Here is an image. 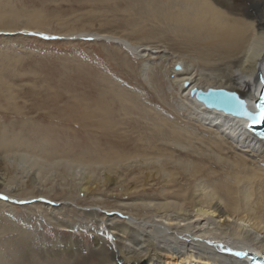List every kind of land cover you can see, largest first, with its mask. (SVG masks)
I'll list each match as a JSON object with an SVG mask.
<instances>
[{
	"label": "bare ground",
	"instance_id": "1",
	"mask_svg": "<svg viewBox=\"0 0 264 264\" xmlns=\"http://www.w3.org/2000/svg\"><path fill=\"white\" fill-rule=\"evenodd\" d=\"M123 3L117 27L127 33L139 79L163 103L106 81L105 97L143 122L132 150L69 154L39 130L31 140L25 120L19 128L4 121L7 111L25 114L0 64V264H248L249 249L264 253V142L246 121L205 109L189 91L224 88L254 107L264 0ZM48 23L0 0V33L98 36ZM158 36V47L142 43ZM34 222L62 236L40 240Z\"/></svg>",
	"mask_w": 264,
	"mask_h": 264
},
{
	"label": "rangeland",
	"instance_id": "2",
	"mask_svg": "<svg viewBox=\"0 0 264 264\" xmlns=\"http://www.w3.org/2000/svg\"><path fill=\"white\" fill-rule=\"evenodd\" d=\"M5 1L20 14H42L50 27L85 26L87 32L98 36L47 37L21 29L14 33H0V64L6 65L2 80L12 86L17 95L16 102L25 114L21 117L7 111L10 113L4 121H16L19 128L20 120H25V132L31 140L35 136L33 131H42L51 139L52 147L64 149L69 154L95 149L109 152L115 149L114 145L132 150L144 129L143 122L134 116L123 115L119 105L105 97L106 81L128 92L135 90L151 105H155V101L160 105L163 103L139 79L137 60L123 41L127 40L124 39L127 33L117 27L125 17L123 0ZM108 36L121 40L113 41ZM157 40H160L159 36L142 43L158 47ZM103 107L108 108L106 113L109 111V116H104ZM107 120L113 127L101 129V122ZM72 207L81 209L75 205ZM13 214L20 218L25 210L16 207ZM33 226L36 238L40 240L62 236L60 232H49L51 227L44 224L34 222ZM84 241L82 238L85 246ZM81 255L85 257L86 252ZM95 262L92 259L87 264Z\"/></svg>",
	"mask_w": 264,
	"mask_h": 264
},
{
	"label": "water",
	"instance_id": "3",
	"mask_svg": "<svg viewBox=\"0 0 264 264\" xmlns=\"http://www.w3.org/2000/svg\"><path fill=\"white\" fill-rule=\"evenodd\" d=\"M176 69L179 70L180 66L177 65ZM189 96L194 98L198 103L202 104L206 109L221 112L226 116H234L235 118L243 119L246 122H249V119H251L250 115L246 113L251 112L252 110L248 107L247 102H245L243 98H241L240 95L235 91L227 90L224 88H207L205 90L191 89L189 92ZM224 96L233 98L232 100H230V102H232L231 110H226L223 108V106H221L220 100ZM236 105L244 107L246 110L244 112H233L236 108ZM255 128H257V126H255Z\"/></svg>",
	"mask_w": 264,
	"mask_h": 264
},
{
	"label": "snow or ice",
	"instance_id": "4",
	"mask_svg": "<svg viewBox=\"0 0 264 264\" xmlns=\"http://www.w3.org/2000/svg\"><path fill=\"white\" fill-rule=\"evenodd\" d=\"M262 111H264V106H262Z\"/></svg>",
	"mask_w": 264,
	"mask_h": 264
}]
</instances>
